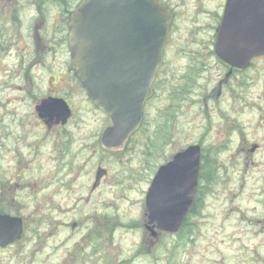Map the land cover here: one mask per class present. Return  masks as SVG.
<instances>
[{
  "label": "flooded vegetation",
  "instance_id": "flooded-vegetation-1",
  "mask_svg": "<svg viewBox=\"0 0 264 264\" xmlns=\"http://www.w3.org/2000/svg\"><path fill=\"white\" fill-rule=\"evenodd\" d=\"M77 1L67 0V3L62 2V5H59L57 0H48V3L53 2L60 6L54 17L33 16L28 18L33 21L31 24L36 28L34 37L37 39V44L35 47H38V42H41L42 45V42L45 41V49L39 55L42 59L34 61V64L31 61L35 60L36 49L35 47L27 49L26 52L30 57L26 60L23 54L18 62L19 70L27 73L32 69L40 68L43 70V77L47 80L44 82L43 80L26 79V82L22 81V85L26 86L18 88L22 90L21 96L27 97L31 103L30 108L39 118L41 127L54 132V137L56 134H60L56 138L60 139L61 144L53 145V148H50L57 162H53L48 172L40 171L41 177L38 180H34L30 168L35 167L42 159H39L40 156L32 161L28 159L33 156L34 152L37 153L38 149L44 148H35V145L32 148H8V151L12 153L11 161L15 160V166L13 172L10 173L9 169L4 170L0 167V215L20 217L22 233L19 239L5 248L0 247V250H18L27 244L29 254L51 249L56 255L57 250L62 249V252L57 256L59 258L57 264H163V259H165L164 264H182L184 260H178L175 256L176 251L181 248L173 244L172 247L164 250L163 239H172L173 243H177L182 239L194 238L195 236L191 238L186 235L188 232H196V227L188 223L201 210L191 207L178 231L171 234L163 232L156 220L151 223L148 221L145 191L139 220L137 218L130 222L120 221V217L116 216L109 206L100 204L102 197L109 195L104 193L103 185L105 179L109 180L111 175L109 167L105 165L104 157L109 154L114 156L116 152L128 150V148H107L100 143L101 133L106 126L110 125V119L95 108L88 98L87 90L75 76V67L68 48V25ZM160 1L168 6L173 20L165 45L163 63L154 79L152 96L146 101L144 110L152 105L156 108L158 119L165 120L168 109H172L179 101L181 87L179 81H183V78L179 79L175 74L176 71H168L166 66L170 32L175 21L183 12L181 9L182 13H178L180 9L178 3L174 4L171 0ZM24 2L26 1L22 0L14 6L27 8ZM37 3L44 4L45 0H38ZM225 6L226 0H219L216 13L208 12L213 19L211 23L213 24V45ZM28 8L33 12L34 9H37L36 5L32 3ZM194 8L197 11H206L196 5ZM194 15L195 13H191V17ZM195 18L198 21V17L195 16ZM39 31H42V34ZM212 48L206 49V54L193 50H189L187 53L189 62L186 78L191 85L190 93L192 95L196 93L194 87L205 89L203 97L202 93L198 92L202 105L198 107V110L192 111V114L202 115L200 118L204 124L191 122L194 129L196 126L197 128L203 127V133L189 145L201 146L203 161L204 152L202 149L211 148L213 140L207 141L206 138L207 129L212 128V115L215 118V123L219 122L221 126L220 130L214 127V139L215 135H219L220 141V136H230L231 133H234L237 116L248 104L247 100L243 98V90L251 88H246L248 83H254V96L249 103L250 109L254 110V142L248 144L243 141L242 145L239 144L236 147L241 148L240 155H243L244 158L249 153L254 154V169L258 167L259 175L260 166L264 173V55L253 57L246 67L238 68L221 60ZM60 54L65 55L68 61L55 60ZM198 54L201 57L205 56V60L199 58ZM49 56L53 58V61L45 62L46 57ZM255 65H257L256 72H254ZM214 66L215 74L212 75ZM204 78L206 81L202 84ZM67 87L69 88L66 89ZM84 96L94 112H100L105 117L102 127L98 130L96 140L98 148H89L93 150V153L88 161L82 160L85 148H71V146L63 145L61 137V133L64 131L68 132L66 137L70 136L67 127L76 116L74 100ZM187 100L189 109H193L200 102L199 99L193 97H188ZM189 118L191 119L190 113ZM159 128L162 129V126ZM159 128L157 131H160ZM183 149L185 148H180L175 153ZM46 150L47 156L49 150ZM217 150L216 148L210 153L218 152ZM161 151L162 148H158L155 157H160ZM175 153L167 158L168 161ZM85 157L89 158V156ZM110 159V156L106 158L107 161ZM204 160L208 161L209 166L211 162L209 158L204 157ZM217 164L221 166L220 163ZM100 172L102 175L98 177ZM260 178L262 189L261 194L257 195L260 197V204L264 205V174ZM260 178L257 176V182ZM35 186L41 191L38 200H32V195L36 193ZM256 190H259L258 186H256ZM19 193L23 196L20 201L18 200ZM35 201L41 207L32 209L30 215L26 214L29 210V203ZM36 216L43 218V224L28 223L29 219L36 218ZM128 234L131 235L129 244L124 248L120 247L124 236ZM68 243H71L70 248L63 247ZM182 250L185 251V249Z\"/></svg>",
  "mask_w": 264,
  "mask_h": 264
},
{
  "label": "rangeland",
  "instance_id": "rangeland-1",
  "mask_svg": "<svg viewBox=\"0 0 264 264\" xmlns=\"http://www.w3.org/2000/svg\"><path fill=\"white\" fill-rule=\"evenodd\" d=\"M21 1L0 0V167L4 170L9 169V173L14 170L15 160L11 161L12 153L8 151V148H32L34 145L35 148H44L38 149L37 153L34 152L33 156L28 159L32 161L39 156V159H42L39 164L30 168L32 177L38 180L41 177L40 171L48 172L53 162H57L50 148L61 144L60 139L56 138L60 134L54 137V132L41 127L39 118L30 108L31 103L27 97L21 96L22 90L18 88L26 86L22 85V81L26 82V79L45 82L47 79L43 77V70L36 68L24 73L19 70L18 62L23 54L27 60L30 55L26 50L34 48L37 44V39L34 37L36 28L31 24L33 21L28 18L33 16L54 17L56 10L60 8L59 5H62V2L67 3V0H57L59 5L53 2L48 3V0H45L44 4L37 3L38 0L31 2L23 0L26 1L24 5L27 8L14 6ZM171 1L180 6L178 13L183 12L170 32L166 54L167 70L176 71L175 74L179 79L183 78V81H179L182 87L179 101L172 109H168L165 120L158 119L156 108L149 106L146 110V124L142 133L120 147L128 148V150L116 152L114 156L109 154L104 157L105 165L109 167L111 175L109 180L105 179L103 185L104 193L109 195L103 196L100 204L109 206L123 222L134 221L137 218L139 220L142 214L144 191L158 165L178 149L197 140L203 133V127L197 128L196 126L194 129L191 122L204 124L200 118L202 115L192 114V111L198 110V107L202 105L198 92L202 93L203 97L205 89L194 87L196 93L194 95L190 93L191 85L186 78L189 62L187 53L189 50L205 53L206 49L212 48L213 24L211 23L213 19L208 12L216 13L219 0ZM30 3L37 7L34 12L28 8ZM195 5L206 11H197L194 8ZM181 9L182 12H180ZM191 13L195 15L191 17ZM195 16L198 17V21ZM39 33L42 34V31ZM44 43L45 41L41 45V42H38V47H35L34 52L35 60L31 63L34 64V61L42 59L39 55L45 49ZM200 54L197 55L199 58ZM201 58L205 60V56ZM55 60L68 61L63 54ZM52 61L53 58L50 56L45 59V62ZM256 66H254V72H256ZM214 70L215 66L212 75L215 74ZM205 81L206 78L203 79L202 84ZM248 87L251 88L243 90V98L248 104L237 116L234 133L230 136H220V141L219 135H215L214 139V127L220 130L221 126L219 122L215 123L213 115L211 116L212 128L207 126L209 127L207 141L213 139L211 148H206L207 157L214 165H211L209 174H214L217 180L210 184V191L206 197L202 198L200 215L192 219L194 225L196 224L199 228L197 236L183 245L185 248L176 251V258L184 260L183 263L264 264V205L260 204L259 197L262 189L260 177L264 173L262 166L259 168V175L258 167L254 169V154L249 153L244 158L240 155L241 148L236 147L239 144L242 145L243 141L248 144L254 142V110L250 109L249 105L254 96V83H248L246 88ZM188 97L197 98L200 102L193 109H189ZM74 102L76 103V116L74 114L75 118L67 127L70 136L66 137L68 132L61 133L62 144L71 146V148H85L82 160L88 161L93 153V150L89 148H98L96 141L98 130L102 127L105 117L100 112H94L85 96L79 97ZM159 126H162V129ZM157 128L160 131H157ZM165 133L170 136L169 139L160 138ZM159 145L162 148L160 157H158L160 159L155 157L158 151L156 147ZM214 146L218 152L210 153L216 150ZM45 148L49 150L47 156ZM108 156L111 158L110 161L106 160ZM257 176L260 178L259 182L256 180ZM37 186H35L36 193L32 195V200L40 199L41 191ZM256 186L259 187L258 191ZM22 199L23 196L19 193L18 200ZM40 207L37 201L30 202L26 214L30 215L32 209ZM95 209L97 210L98 206ZM42 220L43 218L36 216V218L29 219L28 223L43 224ZM130 239V234L125 235L119 246L126 247ZM173 241L164 239L162 244L169 247L172 246ZM71 243L63 247L70 248ZM61 252L62 249H58L54 255L51 249H44L29 254L26 244L18 250H0V264H57L59 260L57 256Z\"/></svg>",
  "mask_w": 264,
  "mask_h": 264
},
{
  "label": "water",
  "instance_id": "water-1",
  "mask_svg": "<svg viewBox=\"0 0 264 264\" xmlns=\"http://www.w3.org/2000/svg\"><path fill=\"white\" fill-rule=\"evenodd\" d=\"M171 20L159 0H81L72 14L69 49L75 74L113 123L102 135L103 144L118 146L139 127ZM215 51L236 67L264 54V0H227ZM198 170V147L159 169L146 196L150 221L164 231L177 230L193 199ZM20 231V219L0 216L2 246Z\"/></svg>",
  "mask_w": 264,
  "mask_h": 264
},
{
  "label": "trees",
  "instance_id": "trees-1",
  "mask_svg": "<svg viewBox=\"0 0 264 264\" xmlns=\"http://www.w3.org/2000/svg\"><path fill=\"white\" fill-rule=\"evenodd\" d=\"M202 168H203V171L205 172V170H206V165L205 164H203L202 165ZM201 180H204V181H206V179L201 175ZM204 185V183H202V185L200 186V188H199V194L202 192V186Z\"/></svg>",
  "mask_w": 264,
  "mask_h": 264
}]
</instances>
